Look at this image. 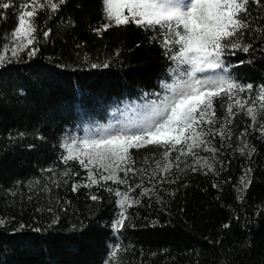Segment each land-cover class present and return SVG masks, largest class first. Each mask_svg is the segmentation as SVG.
Listing matches in <instances>:
<instances>
[{
    "label": "trees",
    "instance_id": "1",
    "mask_svg": "<svg viewBox=\"0 0 264 264\" xmlns=\"http://www.w3.org/2000/svg\"><path fill=\"white\" fill-rule=\"evenodd\" d=\"M12 3L18 6L20 0ZM17 10H0L7 16L0 19V36L13 30ZM250 11L256 15L255 5ZM105 22L102 0H68L51 19L45 12L37 16L40 51L34 58L22 54L19 62L0 67V218L6 220L0 225V264H106L116 243L121 251L112 264H264V138L249 128L247 140L256 149L251 159L234 151L239 134L251 124L243 112L230 125L232 146L217 154L225 165L221 169L217 163L219 175L174 168L170 179L176 183L159 184L158 177L153 184L162 199L154 195L128 208L118 235L111 227L119 212L113 194L97 187L71 191L86 173L76 162L65 165L60 159L67 137L115 127L116 112V128L131 126L148 114L157 100L154 93L163 94L161 82L171 83L172 62L153 33L134 24L110 27L102 35L93 31ZM259 23L264 24V14ZM49 29L43 37L41 30ZM254 46V52L225 59L233 78L255 88L264 84V51L259 40ZM105 62L106 68L91 67ZM223 113L217 101V117ZM258 119L264 121V115ZM215 144L220 147L219 137ZM132 155L137 168L147 167L144 158L158 156V149H133ZM68 167L80 176L65 185L68 178L58 174ZM49 168L60 187L49 180ZM246 168L252 169L251 184L241 193L239 178ZM129 182L134 186L140 176L130 175ZM144 186L152 184L145 179ZM90 193L102 199L92 201Z\"/></svg>",
    "mask_w": 264,
    "mask_h": 264
},
{
    "label": "snow or ice",
    "instance_id": "2",
    "mask_svg": "<svg viewBox=\"0 0 264 264\" xmlns=\"http://www.w3.org/2000/svg\"><path fill=\"white\" fill-rule=\"evenodd\" d=\"M67 3L68 0H20L15 6L12 0H0V10L18 9L13 30L0 36V67L19 62L22 54L29 60L34 58L40 51L37 16L45 12L51 19ZM102 3L106 22L93 31L102 35L110 27L134 24L153 33L152 40L159 43L164 55L172 62L168 69L171 83L161 82L163 95L154 93L157 100L151 103L142 120L131 126L97 128L61 145L64 149L60 157L62 162L68 165L74 161L86 173L81 182L72 184V192L97 187L117 198L115 203L119 212L111 227L118 235L129 219L128 208L154 195L158 200L162 199L153 184L158 177L159 184L166 181L176 183L175 179H170L175 175L174 168L180 172L206 169L205 175H219L217 163L221 169L225 165L216 159L217 154L225 146H232L230 125L241 112L250 118L251 124L239 134L240 146L234 151L242 156L247 153L251 159L256 149L247 140L249 128L264 138V121L258 119L264 115V84L254 88L251 82H238L230 74L225 57L237 52H254L257 40L264 51V24L259 23L264 14V3L262 0H102ZM250 4L256 7L255 16L250 11ZM0 19H7L6 12L0 11ZM50 31L41 30L42 36L48 37ZM248 36H251L250 41L246 39ZM244 63L240 61V64ZM108 66V62L91 65L92 68ZM217 101L224 110L222 118L216 115ZM19 135L22 137L24 133ZM217 137L221 141L220 147L215 144ZM148 146L158 149V156L145 157L142 163L147 167L137 168L132 150ZM200 152L210 155L201 156ZM173 153H176L174 157ZM46 171L53 173L49 180L56 187H60L58 176L68 178L63 180L65 185L73 176H80V172H73L70 167L58 176L52 168ZM251 172V168H246L239 178V192L247 191ZM130 175L133 178L140 176V182L133 186L129 182ZM145 179L152 184L151 187L144 186ZM109 181L117 187L109 186ZM119 185L124 186L123 191ZM213 187L219 188L220 185L214 184ZM136 189L140 192L131 195ZM239 198L242 200L243 196ZM89 199L99 202L102 198L90 193ZM61 210L66 212L67 208ZM58 222L57 215L52 223ZM5 223L6 220L0 218V225ZM223 227L229 228L230 225L224 224ZM120 251L119 243L110 246L106 264L116 261Z\"/></svg>",
    "mask_w": 264,
    "mask_h": 264
},
{
    "label": "rangeland",
    "instance_id": "3",
    "mask_svg": "<svg viewBox=\"0 0 264 264\" xmlns=\"http://www.w3.org/2000/svg\"><path fill=\"white\" fill-rule=\"evenodd\" d=\"M119 117L120 116L117 112L113 114L112 121H113L115 127H118V125H119L118 124ZM85 135L86 134H81V133L76 132V133H73L72 135L68 136L66 141H70L74 137H83Z\"/></svg>",
    "mask_w": 264,
    "mask_h": 264
}]
</instances>
